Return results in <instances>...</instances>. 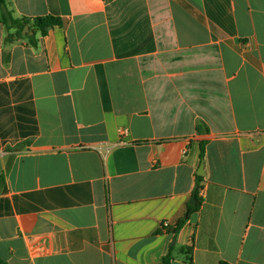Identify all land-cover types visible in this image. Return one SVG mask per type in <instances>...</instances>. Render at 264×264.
<instances>
[{
  "label": "crops",
  "instance_id": "0c3cea01",
  "mask_svg": "<svg viewBox=\"0 0 264 264\" xmlns=\"http://www.w3.org/2000/svg\"><path fill=\"white\" fill-rule=\"evenodd\" d=\"M7 3L0 257L264 264V0Z\"/></svg>",
  "mask_w": 264,
  "mask_h": 264
},
{
  "label": "trees",
  "instance_id": "16d2710c",
  "mask_svg": "<svg viewBox=\"0 0 264 264\" xmlns=\"http://www.w3.org/2000/svg\"><path fill=\"white\" fill-rule=\"evenodd\" d=\"M0 15H1L2 23L7 25V27L10 29H16L18 35H22V32L26 25H31V28L34 32H41L43 36L48 35L49 31L52 28L62 25L61 18L55 17V16L38 17L34 19H16L14 18L12 11L8 7L7 0H0ZM198 178L201 179L202 177L198 176ZM199 207H200V202L197 201L196 206H191L189 208L188 217L193 211H196ZM188 217L180 220L175 226H168L166 228H162L163 229L162 231L172 234L174 239H176L178 236V233L180 232V230L183 228V226L187 222ZM176 249H177L176 245H171L169 247L167 254H165V256L162 259L163 264H173V261L175 259ZM179 252L186 254V256L188 257V262L190 264H193L192 257H191L192 248L182 247V248H179ZM0 264H8V263L0 257ZM218 264H231V263L221 261Z\"/></svg>",
  "mask_w": 264,
  "mask_h": 264
},
{
  "label": "water",
  "instance_id": "95a60500",
  "mask_svg": "<svg viewBox=\"0 0 264 264\" xmlns=\"http://www.w3.org/2000/svg\"><path fill=\"white\" fill-rule=\"evenodd\" d=\"M27 27H26V31H27ZM204 173H203V164L201 165V167H200V170H199V172H198V175H203ZM195 200H196V197L194 196L193 198H192V200H191V202H190V204L191 205H195ZM173 244H175V242L173 243Z\"/></svg>",
  "mask_w": 264,
  "mask_h": 264
},
{
  "label": "built area",
  "instance_id": "2783aa9c",
  "mask_svg": "<svg viewBox=\"0 0 264 264\" xmlns=\"http://www.w3.org/2000/svg\"><path fill=\"white\" fill-rule=\"evenodd\" d=\"M169 226V223H167V222H165L164 224H163V228H166V227H168Z\"/></svg>",
  "mask_w": 264,
  "mask_h": 264
}]
</instances>
